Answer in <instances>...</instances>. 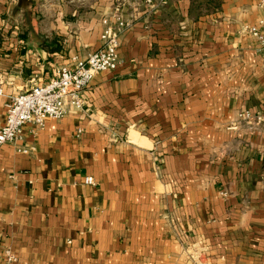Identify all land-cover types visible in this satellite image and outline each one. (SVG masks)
<instances>
[{
	"label": "crops",
	"instance_id": "0c3cea01",
	"mask_svg": "<svg viewBox=\"0 0 264 264\" xmlns=\"http://www.w3.org/2000/svg\"><path fill=\"white\" fill-rule=\"evenodd\" d=\"M116 0H0V124L9 96L101 46ZM133 20L121 64L0 152V264H264V53L243 30L260 0H167ZM134 13H137L134 15ZM132 14V18H131ZM92 177L93 183L86 178Z\"/></svg>",
	"mask_w": 264,
	"mask_h": 264
},
{
	"label": "built area",
	"instance_id": "2783aa9c",
	"mask_svg": "<svg viewBox=\"0 0 264 264\" xmlns=\"http://www.w3.org/2000/svg\"><path fill=\"white\" fill-rule=\"evenodd\" d=\"M147 12H152L167 0H144ZM126 0H116L113 8L102 19L103 29L100 34L101 46L88 55L85 60L75 61L54 68L47 82H34L32 86L9 96L7 113L0 124V152L8 143L15 145L16 151L30 153L31 148L23 144L24 128L28 124L42 129L47 120L61 119L69 109L83 110L87 105V94L95 76L105 71H114L121 64L119 54L121 37L133 23L125 14ZM264 8V0H260ZM137 13H134V15ZM132 18V14H131ZM257 41L264 53V17L255 24L243 26ZM7 78L0 73V96L5 95L4 85ZM246 121L262 122L264 112H252L246 109L240 114ZM93 183L92 177L86 178ZM184 249L192 264H211L206 244L192 241L184 242ZM3 264H19V257L11 247L3 250Z\"/></svg>",
	"mask_w": 264,
	"mask_h": 264
},
{
	"label": "water",
	"instance_id": "95a60500",
	"mask_svg": "<svg viewBox=\"0 0 264 264\" xmlns=\"http://www.w3.org/2000/svg\"><path fill=\"white\" fill-rule=\"evenodd\" d=\"M23 1H24V0H20L21 4H23Z\"/></svg>",
	"mask_w": 264,
	"mask_h": 264
}]
</instances>
